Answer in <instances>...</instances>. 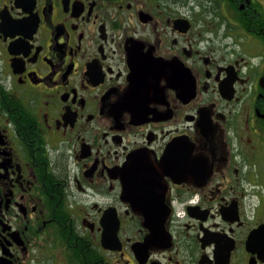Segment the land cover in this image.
Listing matches in <instances>:
<instances>
[{
	"label": "flooded vegetation",
	"instance_id": "flooded-vegetation-1",
	"mask_svg": "<svg viewBox=\"0 0 264 264\" xmlns=\"http://www.w3.org/2000/svg\"><path fill=\"white\" fill-rule=\"evenodd\" d=\"M0 264H264V0H0Z\"/></svg>",
	"mask_w": 264,
	"mask_h": 264
}]
</instances>
